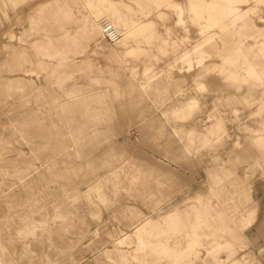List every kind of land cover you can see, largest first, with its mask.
<instances>
[{
  "label": "rangeland",
  "instance_id": "374dc122",
  "mask_svg": "<svg viewBox=\"0 0 264 264\" xmlns=\"http://www.w3.org/2000/svg\"><path fill=\"white\" fill-rule=\"evenodd\" d=\"M0 264H264V0H0Z\"/></svg>",
  "mask_w": 264,
  "mask_h": 264
},
{
  "label": "built area",
  "instance_id": "2783aa9c",
  "mask_svg": "<svg viewBox=\"0 0 264 264\" xmlns=\"http://www.w3.org/2000/svg\"><path fill=\"white\" fill-rule=\"evenodd\" d=\"M102 31L104 37L111 42L119 39L121 35L120 31L109 21L103 22Z\"/></svg>",
  "mask_w": 264,
  "mask_h": 264
},
{
  "label": "bare ground",
  "instance_id": "6f19581e",
  "mask_svg": "<svg viewBox=\"0 0 264 264\" xmlns=\"http://www.w3.org/2000/svg\"><path fill=\"white\" fill-rule=\"evenodd\" d=\"M120 39V38H119ZM119 39H117L116 41H118Z\"/></svg>",
  "mask_w": 264,
  "mask_h": 264
}]
</instances>
